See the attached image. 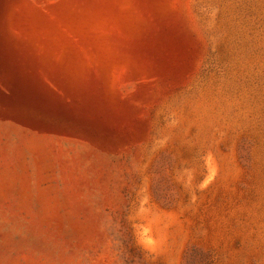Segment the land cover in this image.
<instances>
[{"label":"rangeland","instance_id":"obj_1","mask_svg":"<svg viewBox=\"0 0 264 264\" xmlns=\"http://www.w3.org/2000/svg\"><path fill=\"white\" fill-rule=\"evenodd\" d=\"M0 264H264V0H0Z\"/></svg>","mask_w":264,"mask_h":264}]
</instances>
